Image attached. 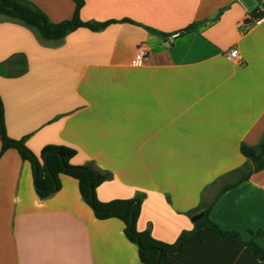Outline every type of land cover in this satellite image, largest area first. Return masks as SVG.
<instances>
[{
    "label": "crops",
    "instance_id": "crops-1",
    "mask_svg": "<svg viewBox=\"0 0 264 264\" xmlns=\"http://www.w3.org/2000/svg\"><path fill=\"white\" fill-rule=\"evenodd\" d=\"M26 1L54 23L76 7ZM83 1V21L116 23L49 41L0 16L6 135L37 156L49 145L74 148L72 165L112 174L96 190L100 201L142 197L137 230L173 244L224 185L254 168L241 147L264 137V17L248 21L264 0ZM141 45L150 56L135 66ZM60 181L41 199L31 164L15 149L0 156V264H143L124 223L97 219L78 181ZM209 217L264 247V170L220 194Z\"/></svg>",
    "mask_w": 264,
    "mask_h": 264
},
{
    "label": "trees",
    "instance_id": "trees-1",
    "mask_svg": "<svg viewBox=\"0 0 264 264\" xmlns=\"http://www.w3.org/2000/svg\"><path fill=\"white\" fill-rule=\"evenodd\" d=\"M75 12L73 18L60 23H54L48 15L26 0H0V16L18 20L37 31L43 40H61L77 29H88L94 32L106 29L116 21H83L80 17L85 2L73 0ZM264 17L263 11L252 14L248 23H256ZM189 26L185 31L193 30ZM22 65L21 72L26 71L25 58L14 61ZM0 132L2 148L0 156L9 149L19 152L23 161L31 164L34 172L35 190L39 198L47 199L61 188V175L76 179L83 200L93 209L99 220L119 219L125 225L127 239L138 246L139 259L143 264H264V247L255 241H246L237 232H227L214 223L209 213L220 194L236 187L249 179L253 171L264 170V137L259 145L251 147L243 145L242 154L253 164L241 174V178L224 185L216 198L205 203L201 209L205 214L195 222V229L183 233L173 243L156 240L150 230H137V220L141 212L142 197L130 200H112L102 202L98 199L97 188L108 181L112 174L101 170L94 164L74 166L71 159L77 151L69 146L49 145L40 156L35 155L25 144V140H12L7 137L4 127V108L0 98Z\"/></svg>",
    "mask_w": 264,
    "mask_h": 264
},
{
    "label": "built area",
    "instance_id": "built-area-1",
    "mask_svg": "<svg viewBox=\"0 0 264 264\" xmlns=\"http://www.w3.org/2000/svg\"><path fill=\"white\" fill-rule=\"evenodd\" d=\"M150 52H151V46L149 45L139 46L135 58L133 60V65L142 66L143 64H145L149 59ZM227 56L234 61L241 60L239 50L237 48L229 49V51L227 52Z\"/></svg>",
    "mask_w": 264,
    "mask_h": 264
},
{
    "label": "water",
    "instance_id": "water-1",
    "mask_svg": "<svg viewBox=\"0 0 264 264\" xmlns=\"http://www.w3.org/2000/svg\"><path fill=\"white\" fill-rule=\"evenodd\" d=\"M204 214H205L204 212H201L200 214L195 215L193 217L192 221L196 222V221L200 220L204 216Z\"/></svg>",
    "mask_w": 264,
    "mask_h": 264
}]
</instances>
